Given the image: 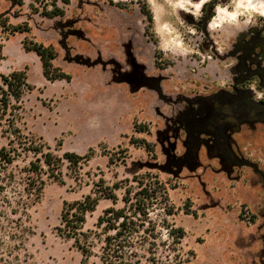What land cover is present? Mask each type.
<instances>
[{
    "label": "rangeland",
    "instance_id": "374dc122",
    "mask_svg": "<svg viewBox=\"0 0 264 264\" xmlns=\"http://www.w3.org/2000/svg\"><path fill=\"white\" fill-rule=\"evenodd\" d=\"M177 2L59 1L64 15L48 19L32 14L30 5L40 8L50 0H23V6L0 0V19L12 25L28 22L31 28L29 34L13 36L0 31V74L25 70L34 88L22 100L18 126L41 137L57 156L67 151L84 155L89 148L95 152L77 174L64 162V184L47 183L41 200L29 209L35 235L27 247L33 264H83L72 242L54 230L63 203L82 199L97 185L118 184L120 208L124 190H137L138 179L148 180L147 174L164 183L175 211L170 221L185 231L181 264H264V122L242 125L232 135L242 167L225 171L202 147L192 169L169 164L170 158L178 160L185 153L180 114L198 98L231 91L234 43L242 34L247 40L251 30H261L264 17L244 24L242 16L239 26L212 29L216 5L231 0H210V18L205 13L209 3L194 16L176 8ZM143 6L151 23L140 11ZM24 37L52 45L57 52L53 63L71 76L70 82L47 81L36 54L23 50ZM176 37L190 49L187 54L174 46ZM257 85L254 80L245 89L259 101L264 93ZM134 125H145L148 132H136ZM30 159L22 156L12 169ZM111 206V201L100 200L84 228L96 230L97 218ZM158 215L151 213L156 220ZM86 264L102 263L92 257Z\"/></svg>",
    "mask_w": 264,
    "mask_h": 264
},
{
    "label": "trees",
    "instance_id": "16d2710c",
    "mask_svg": "<svg viewBox=\"0 0 264 264\" xmlns=\"http://www.w3.org/2000/svg\"><path fill=\"white\" fill-rule=\"evenodd\" d=\"M68 5L69 0H50L40 8L30 5L32 14L53 19L64 15V9L58 2ZM112 4V1H109ZM23 6V0H15ZM120 7L119 4H114ZM205 6V5H204ZM210 3L206 5L212 10ZM148 22L152 15L145 6L140 8ZM208 13L207 18H210ZM2 34H29L28 22L9 24L0 19ZM244 35L234 43L232 54L236 58L233 67L232 86L245 89L252 81H258V89L264 93V46L257 54L246 53L243 48ZM25 52L35 53L38 57L43 77L50 82H70L71 76L54 65L57 52L52 45H44L32 38L21 41ZM3 44L0 42V61ZM34 88L27 82L25 70H13L0 74V264H33L27 244L35 235L30 223L29 209L42 197L47 183L64 184L62 166L68 163L69 170L75 174L83 164L95 155L92 148L84 155L64 152L61 156L52 153L50 146L41 137L25 133L18 126L22 100ZM264 102V99L259 100ZM264 116V107L257 110ZM134 125L136 132H148L145 125ZM147 149L146 141H141ZM31 156L27 165L12 169L19 158ZM111 162V160H109ZM137 181V190L128 187L121 198L123 206L117 208L119 187L97 185L90 194L71 203L64 202L59 225L54 228L57 236L72 245L81 255V263L86 264L92 257L102 264H181L180 244L185 237L182 227L170 221L175 211L169 203L167 188L156 175L147 174ZM102 180V179H101ZM102 182V181H100ZM100 200H109L112 206L104 209L97 218L96 230L85 229L86 216L92 214ZM159 211V219H153L151 213ZM164 232V233H162ZM97 250V252H95Z\"/></svg>",
    "mask_w": 264,
    "mask_h": 264
},
{
    "label": "flooded vegetation",
    "instance_id": "af4514ba",
    "mask_svg": "<svg viewBox=\"0 0 264 264\" xmlns=\"http://www.w3.org/2000/svg\"><path fill=\"white\" fill-rule=\"evenodd\" d=\"M209 12L206 7V16ZM263 34L264 25L261 30H251L249 39L243 40L248 45L243 50L246 53L260 52L264 46ZM261 106L264 107V102L254 100L250 91L235 86L231 91L223 90L198 98L194 107H189L179 116V128L185 136V153L178 160L170 158L169 164L192 169L197 164V153L202 147L207 157L218 160L221 169L231 171L242 167L244 161L233 149L232 135L242 125L264 122L263 114L256 111Z\"/></svg>",
    "mask_w": 264,
    "mask_h": 264
},
{
    "label": "clouds",
    "instance_id": "9594fccd",
    "mask_svg": "<svg viewBox=\"0 0 264 264\" xmlns=\"http://www.w3.org/2000/svg\"><path fill=\"white\" fill-rule=\"evenodd\" d=\"M209 2L210 0H198L197 3H191V0H178L175 7L190 12L194 16H199L203 5ZM229 8L232 10L229 11ZM215 13L216 15L209 24L212 29L222 28L225 24L239 26L242 16L245 17L244 24H252L255 17H264V0H231L229 5L217 4ZM173 43L176 48H181L184 54L190 51L182 46L179 37H176Z\"/></svg>",
    "mask_w": 264,
    "mask_h": 264
}]
</instances>
